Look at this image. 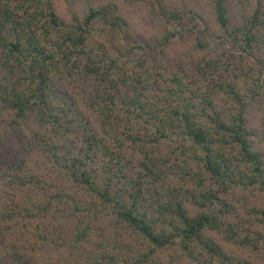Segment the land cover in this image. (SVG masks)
I'll return each instance as SVG.
<instances>
[{
    "label": "trees",
    "instance_id": "obj_1",
    "mask_svg": "<svg viewBox=\"0 0 264 264\" xmlns=\"http://www.w3.org/2000/svg\"><path fill=\"white\" fill-rule=\"evenodd\" d=\"M64 3L0 0V264H264V0Z\"/></svg>",
    "mask_w": 264,
    "mask_h": 264
},
{
    "label": "rangeland",
    "instance_id": "obj_2",
    "mask_svg": "<svg viewBox=\"0 0 264 264\" xmlns=\"http://www.w3.org/2000/svg\"><path fill=\"white\" fill-rule=\"evenodd\" d=\"M55 3V6L57 7V9L59 10L60 13H63L64 15L66 14V6L64 3V0H53ZM135 13H139L141 14V11L136 12L135 10H128L127 14H135Z\"/></svg>",
    "mask_w": 264,
    "mask_h": 264
}]
</instances>
